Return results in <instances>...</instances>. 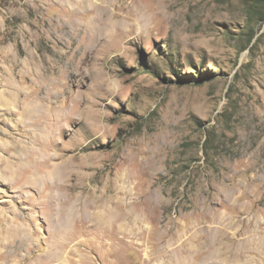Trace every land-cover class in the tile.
Listing matches in <instances>:
<instances>
[{
	"label": "rangeland",
	"instance_id": "rangeland-1",
	"mask_svg": "<svg viewBox=\"0 0 264 264\" xmlns=\"http://www.w3.org/2000/svg\"><path fill=\"white\" fill-rule=\"evenodd\" d=\"M262 1L0 0V264H264Z\"/></svg>",
	"mask_w": 264,
	"mask_h": 264
},
{
	"label": "bare ground",
	"instance_id": "bare-ground-1",
	"mask_svg": "<svg viewBox=\"0 0 264 264\" xmlns=\"http://www.w3.org/2000/svg\"><path fill=\"white\" fill-rule=\"evenodd\" d=\"M25 110L27 111V113L29 115L33 116L34 118H38V117H41V116H43L45 114L46 115L48 114V111H47L48 109H46V103L43 100H42V102L40 100L39 101L36 100L34 102H30V104H28V106L25 108ZM47 116H50V114H48ZM33 120H35V119H33ZM28 122H31V120L29 119ZM29 125L36 126L35 124H32V123L29 124ZM50 125L49 124L45 125L43 127V130L42 129L39 130L36 127L33 128V129L30 128L29 129V135H24V138L20 142V144L22 145L23 149H25V150L28 149V151L31 152V154H35L33 156L34 160H36L38 158L37 157V153H38L39 149H37V146L35 145V144H37L38 140H40V141L50 140L51 141L52 138H54L53 135H52L53 134V128H52V125L51 126ZM43 145H46V144H43ZM51 157L55 159L53 154H52ZM68 168H69V166H66V167L59 166V167L54 168L55 169V177L54 178H59L61 176H64L65 174H67L68 173ZM257 233H259V237L257 236V234H255V236H248L247 237V240H248L247 245H248V247H251L252 245H256V246H254V247H256V250L261 251L260 249L264 247V237H262V232H260V230H258ZM231 244H232V242L230 244L220 243L219 248L215 249L214 252L212 253L213 258L214 259H219V260H222V261H226L228 258H230L233 255L232 252L234 251L232 246H231ZM240 250L243 253H245L248 249L245 246V244H241L240 245Z\"/></svg>",
	"mask_w": 264,
	"mask_h": 264
},
{
	"label": "trees",
	"instance_id": "trees-1",
	"mask_svg": "<svg viewBox=\"0 0 264 264\" xmlns=\"http://www.w3.org/2000/svg\"><path fill=\"white\" fill-rule=\"evenodd\" d=\"M262 2L263 3L261 5L259 4L258 10H259L260 16L262 17V19H264V0Z\"/></svg>",
	"mask_w": 264,
	"mask_h": 264
}]
</instances>
